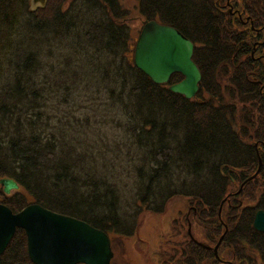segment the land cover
<instances>
[{"label": "trees", "instance_id": "trees-1", "mask_svg": "<svg viewBox=\"0 0 264 264\" xmlns=\"http://www.w3.org/2000/svg\"><path fill=\"white\" fill-rule=\"evenodd\" d=\"M137 2L144 21L172 25L193 41L201 72L193 98L169 90L180 73L158 84L134 65L136 40L129 44L121 0H46L35 10L30 0H0V178L25 191L5 194L0 184V203L13 212L38 203L109 237H129L145 212L162 213L181 196L188 210L161 242L163 264H250L249 250L264 263V231L252 226L264 210V60L251 56L253 47L254 55L264 50V0ZM82 81L105 93L104 110L131 159H98L101 150L66 139L68 128H50L54 87L67 102ZM256 150L262 164L246 180L258 167ZM118 167L133 177L130 189L118 185ZM222 234L217 259L212 246ZM0 264H34L22 228Z\"/></svg>", "mask_w": 264, "mask_h": 264}, {"label": "water", "instance_id": "water-1", "mask_svg": "<svg viewBox=\"0 0 264 264\" xmlns=\"http://www.w3.org/2000/svg\"><path fill=\"white\" fill-rule=\"evenodd\" d=\"M45 3L46 0H30L32 10ZM193 48V41L176 27L156 19L145 20L134 45L133 62L158 84L168 83L171 74L180 73L182 79L169 84L168 88L190 99L195 96L201 79V72L192 59ZM256 153L258 167L247 180L260 170L262 162L257 150ZM0 184L5 193L19 187L14 179L7 177L0 178ZM252 226L257 231H264L263 209L254 213ZM17 227L25 231L27 254L34 264H111L112 250L108 233L84 220L53 211L38 203H30L18 212L0 203V254ZM188 233L192 236L189 222ZM222 237L223 234L212 246L217 259H220L217 249ZM195 241L201 246L210 247Z\"/></svg>", "mask_w": 264, "mask_h": 264}, {"label": "rangeland", "instance_id": "rangeland-1", "mask_svg": "<svg viewBox=\"0 0 264 264\" xmlns=\"http://www.w3.org/2000/svg\"><path fill=\"white\" fill-rule=\"evenodd\" d=\"M121 3L127 10L126 18L131 34L129 44H132L137 39L144 18L140 16L137 0H121ZM49 47L52 49L55 47L54 41L49 42ZM43 71L41 70L38 73L40 78ZM83 85L85 86L84 81L79 83L78 88L72 87V90L70 89L73 93L71 92V95H68L67 102H63L60 99L61 96L58 95L61 89L54 87L56 95L48 100L46 107L48 115H52L51 119L54 117L52 120L54 125L50 126V128L54 127L56 130L62 129V127L68 128L66 139L75 144L84 145L98 154L101 150L102 155H99L98 159H119L120 161L131 159L132 155L127 153L125 144L127 141L124 133L120 131L117 122L115 121L114 123V120L111 119L108 111L104 110L105 100L103 96H105V93L102 89L95 91L96 84L90 90H85ZM90 99L95 100L92 102ZM55 133L60 137V132ZM86 159L91 158L86 157ZM134 159H136L135 154ZM91 164H88L89 169H91ZM119 169L121 171L118 174V185L125 190L130 189L133 185V177L127 176L121 168ZM241 185L240 183L238 187L237 184L233 188L234 193H238L241 190L243 186ZM255 186V184L252 185L251 189L253 190ZM14 191L25 193L22 188L18 187L16 190L12 189L8 194L12 195ZM187 210L186 199L176 196L169 201L162 213L145 212L134 235L126 237L110 234L112 250L110 263L163 264L159 253L161 242L170 232L172 220L179 215H184ZM246 255V261L254 258L255 260L257 259V264H263L257 252L249 250ZM249 263L253 264L252 260ZM243 264L247 263L243 261Z\"/></svg>", "mask_w": 264, "mask_h": 264}, {"label": "flooded vegetation", "instance_id": "flooded-vegetation-1", "mask_svg": "<svg viewBox=\"0 0 264 264\" xmlns=\"http://www.w3.org/2000/svg\"><path fill=\"white\" fill-rule=\"evenodd\" d=\"M263 38H264V36H263ZM263 41H264V39H263ZM251 56H254V57H259V56H261L262 57V59L264 60V50H263V52H260V53H258V54H256V55H254V47L252 48V50H251ZM260 90L264 93V82L262 83V85H260ZM258 258V257H257ZM251 259V258H250ZM221 261H226L227 262V264H232L231 263V261H229V260H223V259H220ZM252 260V263L253 264H257V262H256V260L253 258V259H251ZM250 260V261H251ZM262 262V261H261ZM238 264H243V260H240L239 261V263ZM264 264V263H263Z\"/></svg>", "mask_w": 264, "mask_h": 264}]
</instances>
